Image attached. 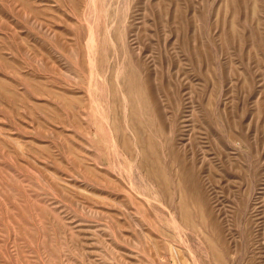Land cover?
<instances>
[{
    "label": "rangeland",
    "instance_id": "obj_1",
    "mask_svg": "<svg viewBox=\"0 0 264 264\" xmlns=\"http://www.w3.org/2000/svg\"><path fill=\"white\" fill-rule=\"evenodd\" d=\"M0 264H264V0H0Z\"/></svg>",
    "mask_w": 264,
    "mask_h": 264
},
{
    "label": "bare ground",
    "instance_id": "obj_2",
    "mask_svg": "<svg viewBox=\"0 0 264 264\" xmlns=\"http://www.w3.org/2000/svg\"><path fill=\"white\" fill-rule=\"evenodd\" d=\"M129 91V90H128ZM131 120H130V122H129V127H130V129L132 130L133 128L134 129H136L135 128V126H137V125H142L140 122H138V121H136L137 119H133L132 120V117L130 118ZM147 123H154V121H149V122H147ZM118 132L119 131H121V130H118V129H116ZM116 131V132H117ZM128 140V138H127V136H123V141H124V144H125V142ZM123 144V145H124ZM149 170V174L151 175V176H154V177H157V178H159V175L160 174H157V172H155V171H153V170H151V169H148Z\"/></svg>",
    "mask_w": 264,
    "mask_h": 264
}]
</instances>
